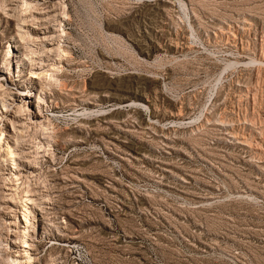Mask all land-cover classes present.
<instances>
[{
  "label": "rangeland",
  "instance_id": "1",
  "mask_svg": "<svg viewBox=\"0 0 264 264\" xmlns=\"http://www.w3.org/2000/svg\"><path fill=\"white\" fill-rule=\"evenodd\" d=\"M0 264H264V0H0Z\"/></svg>",
  "mask_w": 264,
  "mask_h": 264
}]
</instances>
